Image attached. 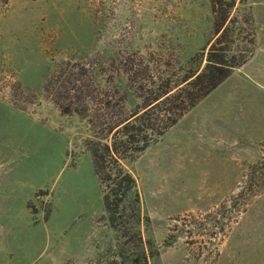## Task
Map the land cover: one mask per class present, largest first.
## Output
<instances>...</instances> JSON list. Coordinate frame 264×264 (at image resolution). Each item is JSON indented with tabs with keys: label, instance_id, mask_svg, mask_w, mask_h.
<instances>
[{
	"label": "rangeland",
	"instance_id": "374dc122",
	"mask_svg": "<svg viewBox=\"0 0 264 264\" xmlns=\"http://www.w3.org/2000/svg\"><path fill=\"white\" fill-rule=\"evenodd\" d=\"M233 15L252 20L253 77L223 82L122 160L142 202L134 218L131 195L113 226L92 128L44 83L63 61L134 51L174 79L203 67L211 0H0V264H264V189L223 232H204L264 156V0H238Z\"/></svg>",
	"mask_w": 264,
	"mask_h": 264
},
{
	"label": "trees",
	"instance_id": "16d2710c",
	"mask_svg": "<svg viewBox=\"0 0 264 264\" xmlns=\"http://www.w3.org/2000/svg\"><path fill=\"white\" fill-rule=\"evenodd\" d=\"M237 1L211 0L214 36L205 65L202 67V60L176 79L164 75L140 51L112 57L106 66L95 57L63 61L47 77L44 91L59 109L87 119L92 128L88 146L113 226L131 195L134 218L142 202L137 179L122 160L149 147L253 54L256 37L252 20L233 15ZM132 97L138 100L135 107H131ZM263 189L264 156L250 168L237 195L218 209L223 210L220 223L209 221L204 232H223L242 210L237 203H248ZM176 238L177 234L171 233L166 244Z\"/></svg>",
	"mask_w": 264,
	"mask_h": 264
},
{
	"label": "crops",
	"instance_id": "0c3cea01",
	"mask_svg": "<svg viewBox=\"0 0 264 264\" xmlns=\"http://www.w3.org/2000/svg\"><path fill=\"white\" fill-rule=\"evenodd\" d=\"M258 47H259V46H258ZM258 47H257V49H258ZM257 49H256V50H257ZM255 52H256V51H255ZM254 54H255V53H254ZM253 56H254V55H253ZM253 56H252V57H253ZM252 57H251V58H252ZM251 58H250V59H251ZM250 59H249V60H250ZM249 60H247V61H246L243 65H241L240 67H237L236 69L239 68V70L235 71V70H236V69H235V70L233 71V73H232L228 78H226V79L223 81L224 83L222 82L223 84H222V83H221L222 85L220 84L221 87H223L224 85H228V84H230V82H231L230 80H231V79H232V83H234V82H235V81H234V80H235V77H236V75H237L238 73H241V74L246 75V76L248 75L249 77L252 78L253 75L250 74V73L247 71V68H246V67H247V64H248V62H249ZM220 85L217 86V87L220 88ZM217 87H216V88H217ZM216 88H215V89H216ZM215 89H214V90H215ZM214 90H213V91H214ZM211 92H212V91H211ZM209 94H210V93H209ZM209 94H208V95H209ZM208 95H207V96H208ZM200 102H201V101H200ZM200 102H199V103H200ZM199 103H198V104H199ZM198 104H197V105H198ZM197 105H196V106H197ZM193 108H194V107H193ZM191 110H192V109H191Z\"/></svg>",
	"mask_w": 264,
	"mask_h": 264
}]
</instances>
